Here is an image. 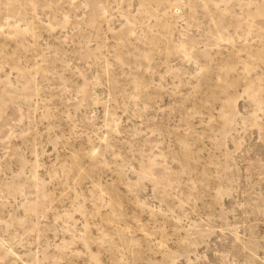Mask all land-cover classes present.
Returning a JSON list of instances; mask_svg holds the SVG:
<instances>
[{"label":"rangeland","instance_id":"obj_1","mask_svg":"<svg viewBox=\"0 0 264 264\" xmlns=\"http://www.w3.org/2000/svg\"><path fill=\"white\" fill-rule=\"evenodd\" d=\"M0 264H264V0H0Z\"/></svg>","mask_w":264,"mask_h":264}]
</instances>
